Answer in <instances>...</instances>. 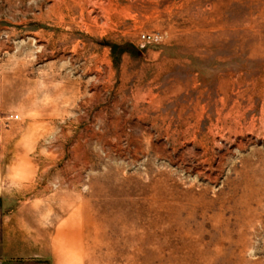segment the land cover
<instances>
[{"label": "rangeland", "instance_id": "374dc122", "mask_svg": "<svg viewBox=\"0 0 264 264\" xmlns=\"http://www.w3.org/2000/svg\"><path fill=\"white\" fill-rule=\"evenodd\" d=\"M88 1L0 0L11 208L57 264H264V0Z\"/></svg>", "mask_w": 264, "mask_h": 264}, {"label": "crops", "instance_id": "0c3cea01", "mask_svg": "<svg viewBox=\"0 0 264 264\" xmlns=\"http://www.w3.org/2000/svg\"><path fill=\"white\" fill-rule=\"evenodd\" d=\"M4 169L0 162V264H57L54 244L41 237L44 230L27 221L23 208H11Z\"/></svg>", "mask_w": 264, "mask_h": 264}, {"label": "bare ground", "instance_id": "6f19581e", "mask_svg": "<svg viewBox=\"0 0 264 264\" xmlns=\"http://www.w3.org/2000/svg\"><path fill=\"white\" fill-rule=\"evenodd\" d=\"M73 1V2H77L80 3L81 5L84 3V0H54L53 4L51 6H49V12L53 15L59 16L61 19H64V9H68L69 10V2ZM88 1V0H87ZM90 2V1H88ZM102 3V2H101ZM79 4V5H80ZM36 6V3L34 4ZM95 6H97V2L94 3ZM105 4H103L102 6H100L101 8H103L104 10H106V7L104 6ZM107 6V5H106ZM42 11V10H40ZM89 12V11H88ZM108 13V12H107ZM43 15V14H42ZM40 17V16H39ZM92 18V17H91ZM97 18V17H96ZM42 19V18H41ZM99 21V20H98ZM94 22V21H93Z\"/></svg>", "mask_w": 264, "mask_h": 264}, {"label": "built area", "instance_id": "2783aa9c", "mask_svg": "<svg viewBox=\"0 0 264 264\" xmlns=\"http://www.w3.org/2000/svg\"><path fill=\"white\" fill-rule=\"evenodd\" d=\"M143 37L147 41H157L159 39V36L157 34H144ZM19 118H20V116L18 114L17 115H11L8 118V121L11 119H19ZM0 141H1V138H0Z\"/></svg>", "mask_w": 264, "mask_h": 264}]
</instances>
